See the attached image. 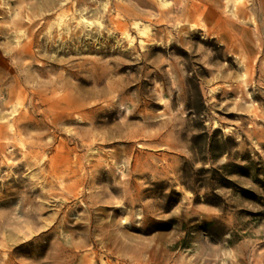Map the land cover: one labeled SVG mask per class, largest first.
I'll use <instances>...</instances> for the list:
<instances>
[{
	"label": "rangeland",
	"instance_id": "rangeland-1",
	"mask_svg": "<svg viewBox=\"0 0 264 264\" xmlns=\"http://www.w3.org/2000/svg\"><path fill=\"white\" fill-rule=\"evenodd\" d=\"M0 264H264V0H0Z\"/></svg>",
	"mask_w": 264,
	"mask_h": 264
}]
</instances>
